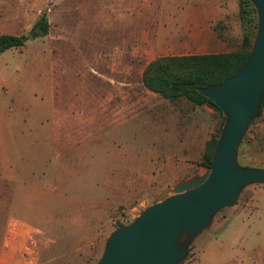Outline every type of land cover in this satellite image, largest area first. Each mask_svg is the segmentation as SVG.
Here are the masks:
<instances>
[{
	"label": "rangeland",
	"instance_id": "rangeland-1",
	"mask_svg": "<svg viewBox=\"0 0 264 264\" xmlns=\"http://www.w3.org/2000/svg\"><path fill=\"white\" fill-rule=\"evenodd\" d=\"M205 2L236 49L238 0H0V35L26 38L0 53V241L8 221H25L42 231L38 264H96L120 224L198 171L191 161L221 115L212 108L210 122L141 77L156 58L191 53L178 49L183 20ZM42 16L45 36L33 29ZM245 137L239 163L264 168V109ZM221 226L229 247L212 264H264V186L220 211L182 264Z\"/></svg>",
	"mask_w": 264,
	"mask_h": 264
},
{
	"label": "water",
	"instance_id": "water-1",
	"mask_svg": "<svg viewBox=\"0 0 264 264\" xmlns=\"http://www.w3.org/2000/svg\"><path fill=\"white\" fill-rule=\"evenodd\" d=\"M249 1L257 29L248 58L221 85L197 88L225 118L211 166L158 194L132 222L113 231L96 264H181L220 211L233 207L246 188L264 186V168L238 161L264 99V0Z\"/></svg>",
	"mask_w": 264,
	"mask_h": 264
},
{
	"label": "trees",
	"instance_id": "trees-1",
	"mask_svg": "<svg viewBox=\"0 0 264 264\" xmlns=\"http://www.w3.org/2000/svg\"><path fill=\"white\" fill-rule=\"evenodd\" d=\"M237 19L241 29V39L236 49L219 54L159 57L145 67L141 77L142 85L163 99L171 102L186 100L193 106L207 105L219 112L222 117L221 124L215 134L205 142L201 161L198 164L199 167L205 169L211 166L225 118L212 101L199 94L197 88H212L221 85L233 76L248 58L257 29V13L249 0H238ZM33 29H38L42 36L47 35L49 24L46 17H40ZM25 41L26 38L23 36L0 35V53L11 48H20ZM263 109L264 99L257 118L262 115ZM246 145L249 146L247 137L244 138L239 148L238 161L246 157ZM122 226L124 224H120L118 228Z\"/></svg>",
	"mask_w": 264,
	"mask_h": 264
},
{
	"label": "crops",
	"instance_id": "crops-1",
	"mask_svg": "<svg viewBox=\"0 0 264 264\" xmlns=\"http://www.w3.org/2000/svg\"><path fill=\"white\" fill-rule=\"evenodd\" d=\"M193 8L195 10L201 9L202 11H194L186 14L183 20V26L186 32L185 38L183 39V43H180L178 46V49L190 50L191 53H179L171 56L205 55L231 52L232 49H230V46L232 44H230L228 38H225L226 36L219 37V34H217L212 28L210 10H217V4L205 2L194 5ZM200 111L206 113L211 122V118L214 115L213 109L210 106L201 105ZM213 127L214 122L212 123V128ZM213 130L210 131V135L205 139L203 147L200 149V156L197 159H192L191 162L193 167H199L198 164L201 161V154L204 149L205 142L210 139ZM205 170V168L199 167L198 171L194 172L191 177L194 175H201ZM249 206L250 204H247L239 211L227 216L224 222H226L229 218L239 217ZM222 226L204 240L200 254L194 264H212L220 261L219 258L218 260L215 259L217 258L215 256L218 253V249L229 247L227 243L221 242V239L216 236L219 232L224 231V229L220 231ZM41 235L42 231L28 222L15 219L8 221L0 241V264H38V260L41 255Z\"/></svg>",
	"mask_w": 264,
	"mask_h": 264
}]
</instances>
